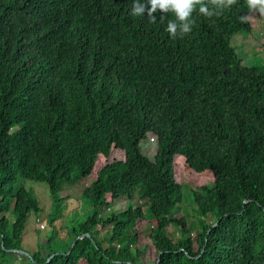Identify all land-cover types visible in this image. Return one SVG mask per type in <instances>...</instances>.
<instances>
[{
	"label": "trees",
	"instance_id": "16d2710c",
	"mask_svg": "<svg viewBox=\"0 0 264 264\" xmlns=\"http://www.w3.org/2000/svg\"><path fill=\"white\" fill-rule=\"evenodd\" d=\"M204 2L217 14L170 38L172 13L131 32L114 0H0V264H264V68L230 44L248 0ZM20 179L47 184L49 223L90 180L68 244L25 250ZM186 186L196 227L174 215Z\"/></svg>",
	"mask_w": 264,
	"mask_h": 264
},
{
	"label": "rangeland",
	"instance_id": "374dc122",
	"mask_svg": "<svg viewBox=\"0 0 264 264\" xmlns=\"http://www.w3.org/2000/svg\"><path fill=\"white\" fill-rule=\"evenodd\" d=\"M252 15L256 17L257 11L251 9ZM250 20L252 24V33L244 34L238 33L231 38L230 44L236 50V53L240 57L242 64L245 66H253L255 62L256 66H262L264 68V44L259 39L261 33V24L259 20L253 18L250 13ZM264 27V24H263ZM151 139V138H150ZM153 143L150 141L141 144V150L145 155L151 157L153 153ZM21 184L24 188L31 193V196L39 203V212L31 213L26 221L23 231V246L25 250L30 251L29 248L35 250H45L47 246L62 247L73 239V229L77 224L87 218L91 214V206L82 197V192L90 180H86L83 183L64 184L59 191V196L64 202L59 206V211L62 213L58 215V218L49 223V218L56 217L54 214L57 204H53V198L50 195L48 186L45 182H35L30 180H21ZM185 184V182H183ZM191 189L185 187L183 189V201L179 207L174 211L176 218L184 216L189 225L196 227V215L193 213V205L191 203ZM137 202V199L136 201ZM140 203V201L138 202ZM126 205V200H120L117 205L111 206L105 213H111L114 210H122ZM13 220V215L9 216ZM211 221L214 218H210ZM45 222L44 229L40 227ZM174 237L179 236L176 229L172 228ZM73 245V244H72ZM71 245V246H72ZM24 251V250H23ZM26 252V251H25ZM13 257L11 264H28L22 255Z\"/></svg>",
	"mask_w": 264,
	"mask_h": 264
},
{
	"label": "clouds",
	"instance_id": "9594fccd",
	"mask_svg": "<svg viewBox=\"0 0 264 264\" xmlns=\"http://www.w3.org/2000/svg\"><path fill=\"white\" fill-rule=\"evenodd\" d=\"M116 5L121 9L120 17L116 19L131 32L138 22H142V18L149 22H155L157 16L160 20H165L166 16L172 13L171 19H167L165 32L170 38L183 37L190 33L193 28V13L198 12L206 17H211L216 11L209 7L204 0H114ZM209 1V0H208ZM232 0H221L222 4H231ZM251 16V9L257 11L256 18L261 24V32L264 34V0H248ZM128 17V21L123 15ZM247 17H241L242 20ZM134 21V23H132ZM248 34V33H244ZM236 51V50H235ZM240 58V57H239ZM245 66V65H244Z\"/></svg>",
	"mask_w": 264,
	"mask_h": 264
},
{
	"label": "water",
	"instance_id": "95a60500",
	"mask_svg": "<svg viewBox=\"0 0 264 264\" xmlns=\"http://www.w3.org/2000/svg\"><path fill=\"white\" fill-rule=\"evenodd\" d=\"M84 236H86V237H89V234L87 233V234H82L81 236H79L77 239H81V238H83ZM10 251H12V252H15V253H17V254H20V255H29L27 252H25V251H23V250H10ZM52 257V256H51ZM50 257V258H51ZM49 258V259H50ZM48 259V260H49ZM159 261V257H158V260H157V262Z\"/></svg>",
	"mask_w": 264,
	"mask_h": 264
},
{
	"label": "built area",
	"instance_id": "2783aa9c",
	"mask_svg": "<svg viewBox=\"0 0 264 264\" xmlns=\"http://www.w3.org/2000/svg\"><path fill=\"white\" fill-rule=\"evenodd\" d=\"M44 226H45V222L40 225V227L43 228V229H44Z\"/></svg>",
	"mask_w": 264,
	"mask_h": 264
}]
</instances>
